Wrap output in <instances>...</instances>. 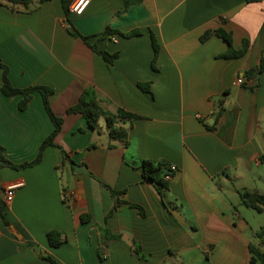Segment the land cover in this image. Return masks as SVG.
<instances>
[{
	"label": "crops",
	"instance_id": "0c3cea01",
	"mask_svg": "<svg viewBox=\"0 0 264 264\" xmlns=\"http://www.w3.org/2000/svg\"><path fill=\"white\" fill-rule=\"evenodd\" d=\"M70 17L61 0H0V61L11 83L52 88L51 108L63 118L58 146H47L38 164L0 167V264H250L249 246L260 239L242 214L241 191L252 190L246 182L264 162V72L255 88L244 75L264 54V0H143L128 8L91 0ZM72 25L116 53L113 62ZM218 28L232 34L235 50L248 40L247 52L226 57V40H201ZM132 30L140 33L123 35ZM146 82L151 91L140 86ZM2 85L0 67L5 155L34 160L54 128L42 94L20 109L22 94L7 96ZM89 87L106 110L142 116L122 124L128 141L113 139L104 117L93 128L68 113ZM144 160L178 167L163 193L144 181ZM16 181L23 185L4 204L1 188ZM103 229L113 235L105 244ZM51 231L62 234L58 246Z\"/></svg>",
	"mask_w": 264,
	"mask_h": 264
},
{
	"label": "trees",
	"instance_id": "16d2710c",
	"mask_svg": "<svg viewBox=\"0 0 264 264\" xmlns=\"http://www.w3.org/2000/svg\"><path fill=\"white\" fill-rule=\"evenodd\" d=\"M13 4H21L23 6H28L33 0H8ZM48 0H37L38 3H43ZM143 0H123L124 7L128 8L133 4H139ZM248 1H261V0H248ZM73 0H61L64 11L67 15L68 21L72 23L71 20V10L70 6ZM71 33L74 36L80 37L84 40L86 44H88L94 51L101 54L108 62H113V60L117 57V54H111L106 50L100 49L97 45V42H90L87 36L83 35L74 25H72ZM112 33L111 27H108L101 36H107ZM140 33V30H132L129 32H124L125 36H133ZM216 34L227 41L229 44L228 51L223 54L226 57H239L244 55L248 48L249 42L248 40H244L243 46L239 50H235L233 47V36L230 32H227L223 28H218L216 30H207L202 36L201 40H206L210 35ZM152 43L154 48V56L152 60V66L156 69V62L160 53V45L157 41L156 36L152 33ZM0 67L3 69V85L2 91L7 96H13L16 94H22L23 98L19 103L20 109H25L28 106L32 98V94L35 91H39L42 94L43 102L46 107V110L54 124V128L51 133L43 140L41 143L38 155L34 160L26 161L21 164H16L9 160L5 155V147L0 143V167L8 166L12 168H26L29 166H33L38 164L42 160L43 151L47 146H58L55 142L56 137L60 133L63 124V118L55 114L52 110L49 96L53 93V89L44 85H31L26 88H18L13 86L8 76V67L0 61ZM264 72V54H262L260 58V63L245 72V78L247 81L253 80L254 83L252 88L258 86V79L260 75ZM140 86L147 90L151 91V82L140 83ZM227 92L220 97L218 101V113L220 114L223 111V104L225 102V95ZM68 113H79L86 118L89 125L93 128H96L99 124V120L101 117H104L106 120V126L109 130L110 136L113 139H119L123 141H128L129 132L128 129L125 128L122 124L126 122H131L135 119L141 118L142 116L139 114H135L124 109H119L118 112L113 113L106 110L99 98L95 90L91 87L86 88L80 95L78 102L68 108ZM64 157L66 160H70L73 163V160L70 159L68 153L65 150H62ZM170 172L168 163L166 161H153V160H144L143 162V179L144 181L151 182L156 185L160 193H163V189L168 186L169 180L166 179L165 175ZM113 194H116L114 190H112ZM241 197L244 205L250 207L258 212L264 211V193H260L258 191H252L248 189H244L241 191ZM85 219V218H84ZM104 233V244L106 243L105 237H111L109 231L107 229H103ZM262 245L250 244V264H264V227L258 231L257 233ZM62 234L58 231H51L48 233V237L50 243L53 246H58L61 243ZM116 237V236H115Z\"/></svg>",
	"mask_w": 264,
	"mask_h": 264
},
{
	"label": "rangeland",
	"instance_id": "374dc122",
	"mask_svg": "<svg viewBox=\"0 0 264 264\" xmlns=\"http://www.w3.org/2000/svg\"><path fill=\"white\" fill-rule=\"evenodd\" d=\"M247 185H250L251 189L254 191H258L260 193H264V162L263 167L258 169L255 167L253 169V173L251 174ZM241 211L243 216L249 221L252 225L254 231H260L264 227V211L258 212L250 207H246L244 205L241 206ZM254 233L253 239L259 238L258 235L256 236ZM262 245L261 241H259V245Z\"/></svg>",
	"mask_w": 264,
	"mask_h": 264
},
{
	"label": "built area",
	"instance_id": "2783aa9c",
	"mask_svg": "<svg viewBox=\"0 0 264 264\" xmlns=\"http://www.w3.org/2000/svg\"><path fill=\"white\" fill-rule=\"evenodd\" d=\"M90 2L91 0H73L70 6V10L74 14L81 15L86 10ZM243 81H244L243 78L239 77L236 80V83L241 84ZM170 168H171V171L165 175L166 179H170L173 175V172L178 169V167L175 164H173ZM22 185H23L22 181H16V182L4 185L1 188L2 202L4 204L11 202L14 197L16 189H18Z\"/></svg>",
	"mask_w": 264,
	"mask_h": 264
},
{
	"label": "water",
	"instance_id": "95a60500",
	"mask_svg": "<svg viewBox=\"0 0 264 264\" xmlns=\"http://www.w3.org/2000/svg\"><path fill=\"white\" fill-rule=\"evenodd\" d=\"M72 28L70 27V30H71Z\"/></svg>",
	"mask_w": 264,
	"mask_h": 264
}]
</instances>
